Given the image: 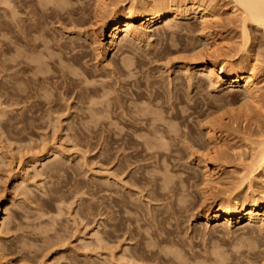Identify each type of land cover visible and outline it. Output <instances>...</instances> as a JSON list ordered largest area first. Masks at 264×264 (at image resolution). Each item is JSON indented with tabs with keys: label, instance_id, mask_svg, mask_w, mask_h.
I'll use <instances>...</instances> for the list:
<instances>
[{
	"label": "rangeland",
	"instance_id": "374dc122",
	"mask_svg": "<svg viewBox=\"0 0 264 264\" xmlns=\"http://www.w3.org/2000/svg\"><path fill=\"white\" fill-rule=\"evenodd\" d=\"M203 2H208L207 5L213 7L216 14L214 24L212 23V26L204 32V30H200L199 19L192 15L188 19L178 20L179 25L188 26V29L175 28L174 32H171L164 27V24H161L159 32H152L153 37L151 40L141 43L134 41L133 46H136L139 51L135 52L137 49L132 46L133 50L130 49V53L127 55L131 58L137 57V61L133 62V68L132 66L130 68V70L132 69L135 72L131 71V73L133 72L132 75L129 69H126L125 74L123 72L120 73L121 71L118 70L121 51L114 50L113 52L109 50L107 53H102L105 57L103 55L97 56L98 58L95 57V50L94 52L92 51L94 48L90 43L94 26L90 25L91 21L89 20L93 15V0H0V219H4H2L3 223L0 224V241L3 242L7 249V260L11 262L10 264H139V262L140 264H146V261L142 262L139 259L138 261L131 256L134 246H137L136 243L139 240L144 243V247H146L148 242L150 244L154 243L152 249L156 253H159L164 248V250H170L171 255L165 256L164 253H159L158 257L156 255L157 258L148 252V257L153 259L147 264H180V261L183 264H186V262L187 264H217L218 261H221V264H264V225L260 223H255L251 226L230 227L216 225L215 222L211 225H206L204 221L197 217L196 210H189L187 214L185 210H182L181 213H177L179 215L176 218L165 215L164 218L162 217L165 219L163 221L160 217L162 221H160L161 224L158 227L161 231L158 230V232L162 233V237L170 240V246L165 243L157 247L159 243H155V240H152L151 243L150 240L145 241L140 236V234H147V231L148 234L156 231L154 227L152 229L149 228L146 224L148 222L142 218L144 216L142 213L156 214L155 210L164 209V203L170 201V199H165L169 198L168 195L167 197H162L164 202L162 200H157L159 203L154 201L156 200L154 198L155 195L157 196L159 195L157 193H160L161 177L163 178V176L168 174L166 171L160 170L161 167H164V164L167 165L172 162L168 167L170 172L168 175L172 177L176 175L175 179L177 182L174 179V185L179 183L181 185L180 176L189 180L186 183L188 187L185 184V189L188 193L190 192L188 198L190 201L188 202L190 206L191 204L195 205L200 199V190L203 187V176L200 168L203 163H199L200 159L211 161L210 153L214 152L213 149H215L227 159L221 160L222 169L220 168L219 173L212 177L217 185L213 184V182L210 185L211 187L217 186L223 192L220 195L221 199H225L230 188L233 189L239 183L238 178L240 180V175L242 176L241 171L245 168V164L250 162L252 151L264 135V32L257 31L250 26L252 39L246 46L243 44L242 22L239 23L242 19L241 14L240 12H235V14L229 12L232 4L231 0H203ZM42 4L45 7L47 6V9ZM63 8L65 11L62 10ZM33 9L37 10V12L41 10L42 13L39 12V14L41 13L39 15L41 19L33 20V15L35 14ZM43 13L46 17L42 16ZM58 15L60 16L58 17ZM34 16L39 18L38 15ZM37 20L40 21L39 25L38 23L35 24ZM37 26L41 29L38 34L36 31ZM80 27H82V31ZM207 32L208 34L210 33L209 36ZM109 34L110 32L108 31L107 35ZM206 38H210V40L207 41ZM262 40L263 44L258 46ZM107 41L108 39H105L104 43ZM136 43L138 44L136 45ZM59 44L61 47H59ZM211 44L216 49L218 48V60L228 58L230 60L233 59L232 61L236 63L242 59L250 58L249 60L254 62L255 67H257L256 71L258 70L257 80L259 82V94L262 99L259 105L249 100L242 88L236 86H214L209 83L210 80L207 76L205 77V73H197L196 75L193 72L198 61L193 60L196 59L195 56L192 57L193 54L195 53L194 55H196L201 50L205 51L208 48L206 46ZM244 45L247 48L249 47V51L244 48ZM54 49H56V53ZM73 51L74 56L76 54L82 66H87L93 74L95 72L94 80H97V83L92 81L95 86H93L94 84L91 86V79H88L90 87L89 85L86 86L84 73H81L78 67L79 70H76V68L73 67V69L69 66L68 62L65 63L69 56L73 57ZM136 54H139V56ZM58 55L61 56L60 60L62 59V61L59 60ZM51 56H55L56 60L52 61ZM64 56L68 57L64 58ZM167 56L170 60L166 59ZM30 57L32 58L30 59ZM24 59L26 64L18 67V62ZM49 59L53 63L49 62ZM83 59L85 60L84 62ZM31 60H42L44 62L49 60L46 62L47 67L46 64H44V67L49 71H47L49 76L47 79L50 80L45 79L41 83L42 81L38 79V75L41 74L37 75V69H33L34 71L30 70L27 64H32L33 61ZM105 61H107V64ZM61 62L62 67L68 65L63 67L67 71L70 70L69 67L72 71H79L78 74L80 75L74 77H78L79 81L85 79L84 84L86 87L83 84L84 81H76L79 86H77L78 83L75 81L74 83L72 82L73 84L71 82L63 84L61 73L58 70L61 68V66L60 68L58 67ZM11 64L15 68L10 69ZM32 65L36 64L33 63ZM113 66L116 67L117 72L113 69ZM110 69H112V73ZM185 69H189V72ZM10 73L13 75H10ZM83 76L84 79H82ZM54 83L56 84L54 85ZM147 85L149 88H146ZM80 86L81 89L88 87L87 89L89 90H87V93L83 91L84 93L82 92L81 97L79 95ZM63 87L65 89L62 90ZM77 87L79 88L77 89ZM167 87L170 88L168 89ZM20 88L24 91L23 100L19 101L17 100L18 97L17 99L15 97L14 104L11 101L10 91L13 89L17 92ZM171 88L173 90H170ZM147 91L152 94L149 95ZM170 91H174L173 95ZM92 95L93 98H91ZM146 95L149 97L147 98ZM151 97L153 108L154 104L156 106L154 109L151 107ZM117 99L118 101H116ZM168 102L172 104L170 105ZM10 103L12 104L10 105ZM119 103H121L123 108L119 106ZM141 103L144 105H141ZM149 103L151 104L150 106ZM106 104L108 107H113L109 109L116 111V114L115 112H112L111 115L110 113L105 114ZM146 104L147 107H151V110L153 109L152 120L156 116L157 118L159 117L157 122L154 120L156 124L152 123L151 116L149 117V114L151 115L152 113H148V116L147 114L144 115L145 118H149L150 124L148 119L141 118V114V117L137 116L139 113H136V110L141 109L142 107L140 106L145 107ZM90 105H93V111ZM134 107H137V109ZM156 108L158 109L157 111ZM124 110H126V113L123 112ZM129 111L131 115L132 113L137 115H132L134 118L130 117ZM159 111L162 113L161 115ZM121 112L125 113L126 116L121 115ZM154 114L156 115L154 116ZM93 115L94 117H92ZM215 116L223 118V128L216 130L215 136H213L215 138L210 140L207 137L206 127L213 123ZM167 117L169 118L167 119ZM131 118L134 120L132 121ZM139 119L147 122L142 121V123L140 121V124ZM135 121L138 123L134 124ZM158 128L161 132L164 130L163 136V132L159 133L156 131L158 132V135H156L155 131H152L158 130ZM151 134L157 137L160 134L164 139H169L167 143L171 141L167 146L168 151L162 150L168 158H164L165 161L169 163H164L163 158L157 157L161 160L159 161L155 158L156 156L154 157L155 154L152 155L153 150L150 152L145 149L144 141L151 138V141L153 140ZM165 135L169 137L165 138ZM156 136L154 137L155 139ZM213 142L216 147L212 146ZM144 150L147 151L144 152ZM123 154L128 156L125 158ZM117 174L118 176H116ZM153 180L155 182L159 181L156 183L158 184L157 187L155 184L152 186V183H155ZM261 180L263 181V179ZM262 181L260 179L253 180L252 184H255L253 185L255 190H259L263 186ZM179 185H176V187ZM189 185L192 187L190 188ZM220 185L221 187H219ZM154 189L159 190L155 191ZM154 191L155 194L153 193ZM226 191L228 192L226 193ZM171 192L173 194L176 191ZM171 192L163 191L165 195H170ZM152 197L154 198L153 201ZM174 197L176 198L175 195ZM107 203L110 206L109 214L106 212ZM141 206L142 208L138 209ZM160 206L161 208H157ZM140 210L142 211L140 212ZM149 211L151 213H148ZM142 219L145 221L143 222ZM9 222L11 223L10 225ZM129 229L133 232L130 233ZM95 238L101 240V242H98ZM214 247L217 249L215 250ZM109 250L113 253L109 252ZM176 250H178L177 254ZM218 250L220 254L222 253L220 257L217 253ZM147 251L148 248H146ZM174 252L175 255L173 256L172 253ZM213 253L217 254V256L215 257ZM121 254L126 257L124 256V258ZM176 255L177 258H175ZM178 255L182 258L180 257L179 259ZM224 256L227 259H223ZM159 257H165L166 262L160 263V260H157ZM178 260L180 261L178 262Z\"/></svg>",
	"mask_w": 264,
	"mask_h": 264
},
{
	"label": "bare ground",
	"instance_id": "6f19581e",
	"mask_svg": "<svg viewBox=\"0 0 264 264\" xmlns=\"http://www.w3.org/2000/svg\"><path fill=\"white\" fill-rule=\"evenodd\" d=\"M12 1V0H11ZM39 1V0H38ZM83 1V0H82ZM91 1V0H90ZM207 1V0H206ZM41 2V1H40ZM39 2V4L41 5V3ZM64 2V1H63ZM68 3L70 4V2L68 1ZM67 3V4H68ZM74 3H76V2H74ZM208 3V2H207ZM207 3H204L203 2V0H93V5H94V7H93V11H92V13H93V15H92V17H90V25L92 24V26H94V30H93V36L92 37H90L91 38V41H90V43H91V45L93 46V52H94V50H95V57H97V56H99L100 57V55H103L102 53H107L109 50H112L113 52H114V50H117L118 52L119 51H121V58L119 59V66H118V70H120L121 72L120 73H124L125 74V72H126V69H129V71H130V73H131V71H133L132 69L130 70V68H131V66H132V68H133V62L136 60V58H131V57H129V56H127L129 53H130V49L131 50H133V48H132V46H133V43H134V41H137V42H139V43H141V42H143V41H149V40H151L152 39V37H153V34H152V32L153 31H158L159 30V26L161 25V24H164V27L167 29V30H169V31H171V32H174L173 30H175V28H179V29H188L189 27L188 26H182V25H179L178 24V20H181V19H188L191 15L193 16V17H197L198 19H199V21H200V30H204V32H205V30H208L209 28H210V26H212V23L215 21V12H214V9H213V7H210V6H208L207 5ZM232 3V4H231ZM231 6H230V8H229V12H232V14H235V12L237 13V12H240V14H241V21L239 22V23H241L242 24V29H241V31H242V37L244 38L243 39V41H244V43L243 44H245L246 46L249 44V42H251V39H252V32L250 31L251 29V27L252 28H255L257 31H262V32H264V0H231ZM77 4V3H76ZM229 4V5H230ZM59 5V4H58ZM42 6H44L43 4H42ZM42 6H41V9H42ZM72 6V5H71ZM45 7V6H44ZM44 7H43V9H44ZM47 7V6H46ZM45 7V8H46ZM65 7H67V6H65ZM58 8H59V6H58ZM11 9V8H10ZM13 9V8H12ZM47 9V8H46ZM61 9V8H60ZM35 9H33V11H34ZM63 11H65V9L63 8L62 9ZM32 11V10H31ZM31 11H30V13H31ZM13 12H14V10H13ZM12 12V13H13ZM16 12V11H15ZM39 12H41V10H38V12H37V10H35L34 11V15H40L39 14ZM57 12V11H56ZM15 14V13H14ZM14 14H12V15H14ZM32 14H33V12H32ZM55 14V13H54ZM68 14V13H67ZM33 15V20L34 19H41V17L39 16V18H36V16H34ZM44 15V13L42 14V16ZM239 15V14H238ZM45 16V15H44ZM60 15H58V17H59ZM46 17V16H45ZM63 17V16H62ZM73 17V16H72ZM14 18V17H13ZM16 18V17H15ZM45 19V18H44ZM49 19V18H48ZM60 19V18H59ZM217 20V19H216ZM16 21V20H15ZM74 21V20H73ZM14 22V21H13ZM45 23H46V21H44ZM60 22V21H59ZM62 22V21H61ZM36 23H38V25L40 24V21H38L37 20V22H35V24ZM73 23V22H72ZM83 23H84V21H83ZM31 24H32V22H31ZM47 24V23H46ZM64 24V23H63ZM75 24V23H74ZM214 24V23H213ZM218 24V23H217ZM61 25V24H60ZM77 25V24H76ZM84 25H85V23H84ZM192 25V24H191ZM34 26V25H33ZM36 26V25H35ZM42 26V25H41ZM63 26V25H62ZM72 26V25H71ZM251 26V27H250ZM38 27V26H37ZM47 27H49L48 25H47ZM77 27V26H76ZM75 27V28H76ZM82 27H80V29H81ZM88 28V27H87ZM89 28H90V26H89ZM21 29V28H20ZM46 29V28H45ZM79 29V30H80ZM86 29V28H85ZM19 30V29H18ZM21 31V30H20ZM29 31V30H28ZM35 31V30H34ZM33 31V32H34ZM36 31H37V34L38 33H40V31H41V29L38 27L37 29H36ZM42 31H43V29H42ZM81 31H82V29H81ZM110 32V34L109 35H107V32ZM186 31V30H185ZM79 32V31H78ZM90 32V31H89ZM88 32V33H89ZM159 32V31H158ZM162 32V31H161ZM200 32V31H199ZM36 33V32H35ZM41 33H43V32H41ZM87 33V32H86ZM91 33V32H90ZM79 34V33H78ZM10 35V34H9ZM34 35V34H33ZM41 35V34H40ZM40 35H38V36H40ZM45 35V34H44ZM87 35V34H86ZM174 35V34H173ZM207 35L209 36L210 35V33L208 34V32H207ZM35 36V35H34ZM207 36V37H208ZM37 37V36H36ZM43 37H45V36H43ZM11 38H13V37H11ZM35 38V37H34ZM55 38V37H54ZM44 39V38H43ZM48 39L50 40V38L48 37ZM105 39L107 40L108 39V41L106 42V43H104V41H105ZM207 39V41L208 40H210V38H206ZM11 40V39H10ZM55 40H56V38H55ZM212 40V39H211ZM42 41V40H41ZM253 41V40H252ZM53 42V41H52ZM89 42V41H88ZM210 42V41H209ZM75 43V42H74ZM207 43V42H206ZM12 44V43H11ZM49 44V43H48ZM138 43H136V45H137ZM154 44V43H153ZM178 44V43H177ZM210 44V43H209ZM261 44H263V40L261 41V43L260 44H258V46H260ZM46 45V44H45ZM55 45V44H54ZM135 45V44H134ZM147 45V44H146ZM208 45V44H207ZM244 45V46H245ZM70 46H72V45H70ZM244 47V48H247V47ZM26 47V46H25ZM24 47V48H25ZM28 47V46H27ZM57 47V46H56ZM59 47H61L60 46V44H59ZM91 47V46H90ZM134 47V46H133ZM206 47H208L207 49H205V51L203 50H201V51H199L196 55H194L193 54V56L192 57H194L195 56V58L196 59H193V60H198L197 61V65H196V69L193 71L196 75H197V73H205V77L207 76V78H209V80H210V82L209 83H211V84H213L214 86H218V87H225V86H236V87H240V88H242L243 89V91H244V93H245V95L248 97V99L249 100H251L252 102H255L256 104L258 103V105H259V102L260 101H262V99H261V97H260V94H259V92H260V90H259V87H258V84H259V82H258V78H257V71H256V68L257 67H255V64H254V62H252V60H249L250 58H246V59H242V60H240V61H238V62H236L235 63V61H232V60H230V59H224V60H218L217 59V56H219L218 54H217V49L215 48V46L214 45H209V46H206ZM76 48V47H75ZM74 48V49H75ZM78 48H79V46H78ZM134 48H136V46L134 47ZM203 48H204V46H203ZM249 48V47H248ZM247 48V49H248ZM21 49V48H20ZM38 49V48H37ZM48 49H49V47H48ZM63 49V48H62ZM80 49V48H79ZM92 49V48H91ZM137 49V48H136ZM257 49H258V47H257ZM53 50V49H52ZM55 50L56 49H54V52H55ZM75 50H77V49H75ZM84 50H85V48H84ZM200 50V49H199ZM244 50V49H243ZM22 51V50H21ZM139 50L137 49V51L135 50V52H138ZM159 51V50H158ZM248 51H249V49H248ZM19 52V51H18ZM27 52V51H26ZM86 52V51H85ZM132 52V51H131ZM134 52V51H133ZM143 52V51H142ZM161 53H162V51H160ZM159 52V54H161ZM195 52V51H194ZM245 52H247V51H245ZM24 53H25V51H24ZM49 53V52H48ZM56 53V52H55ZM58 53V52H57ZM146 53V52H145ZM16 55H17V53H15ZM19 54H21V53H19ZM27 54H29V53H27ZM31 54H32V52H31ZM43 54V53H42ZM167 54V53H166ZM261 54V53H260ZM12 55H14V54H12ZM22 55H23V53H22ZM80 55H81V53H80ZM88 55V54H87ZM107 55V54H106ZM123 55V56H122ZM132 55V54H131ZM136 55H138L139 56V54H136ZM145 54L143 53V56H144ZM170 55V54H169ZM168 55V56H169ZM24 56V55H23ZM36 56V55H35ZM45 56V55H44ZM59 56V55H58ZM104 57H105V55H103ZM133 56V55H132ZM143 56H141V57H143ZM151 56H153V55H151ZM166 57V59L168 58L169 59V57ZM187 56V55H186ZM221 56V55H220ZM225 56H227L226 54H225ZM230 56V55H229ZM244 56V55H243ZM259 56V55H258ZM13 57V56H12ZM22 57V56H21ZM52 57V56H51ZM55 56H53L52 57V61H54V59L56 58H54ZM66 57H68V56H64V58H66ZM70 57V56H69ZM67 58V60H66V62L65 63H67L68 62V65L69 66H71L72 68L74 67V68H76V70H79V71H81V73H84V75H85V79H84V76H83V78L82 79H84L85 81H86V83H87V85L86 86H88L89 84H90V81L88 82V79H91V82L92 81H94V82H96L94 79H95V77H94V75L96 76V74H95V72H94V74H93V72L91 71V70H89V68H87V66L86 67H84V66H82L81 65V61L79 62L78 61V59H77V57H76V54H75V56H74V51H73V57L71 58ZM88 57H89V55H88ZM87 57V58H88ZM145 57V56H144ZM192 57H190V58H192ZM232 57V56H231ZM256 57V56H255ZM27 58V57H26ZM25 58V59H26ZM32 57H30V59H31ZM49 58V57H48ZM60 58H61V56H59V60H60ZM62 58H63V55H62ZM86 58V59H87ZM92 58V57H91ZM98 58V57H97ZM118 58V57H117ZM230 58V57H229ZM233 58V57H232ZM12 59V58H11ZM14 59V58H13ZM24 59V60H25ZM41 59V58H40ZM43 59V58H42ZM94 59V58H93ZM105 59V58H104ZM134 59V60H133ZM144 59H147V58H144ZM148 59H149V56H148ZM178 59V58H177ZM187 59V58H186ZM186 59H184V60H186ZM241 59V58H240ZM24 60H21V61H19L18 62V64H19V66L18 67H20L21 65H25L26 64V60L24 61ZM50 60V61H49ZM49 60H47V61H49V62H51V59H49ZM56 60V59H55ZM58 60V61H59ZM64 60V59H63ZM112 60V59H111ZM155 60V59H154ZM170 60V59H169ZM189 60V59H188ZM192 60V61H193ZM238 60V59H237ZM236 60V61H237ZM31 61H33V60H31ZM46 60H45V62L44 61H42V60H35V61H33V63L34 64H36V65H32V64H29V63H27L28 65H29V68H30V70H33V69H37V72H36V74L38 75V74H41V75H38V79H40L41 81L42 80H45V79H47V78H49V76H48V74H47V71H48V69L47 68H45L44 67V64H46V62H47ZM60 61H62V59L60 60ZM65 61V60H64ZM85 60L83 59V62H84ZM115 61V60H114ZM137 61V60H136ZM159 60H158V58H157V62H158ZM191 61V60H190ZM255 61V60H254ZM106 62V64H107V61H105ZM116 62V61H115ZM142 62V61H141ZM172 62V61H171ZM257 62V61H256ZM14 63V62H13ZM51 63H53V62H51ZM58 63V62H57ZM104 63V62H103ZM61 64H62V62L60 63V65L58 66L59 68H60V66H61ZM63 64H64V62H63ZM88 64H90V63H88ZM99 64V63H98ZM112 64V63H111ZM142 64V63H141ZM169 64H171L170 62H169ZM27 65V66H28ZM50 65H52V64H50ZM68 65H66V66H68ZM87 65V64H86ZM109 65H110V63H109ZM109 65H107V66H109ZM113 65V64H112ZM115 65V64H114ZM26 66V67H27ZM53 66V65H52ZM51 66V67H52ZM65 66V65H64ZM63 66V67H64ZM65 66V67H66ZM95 66V65H94ZM135 66V65H134ZM142 66V65H141ZM140 66V67H141ZM185 66V65H184ZM15 68V66L13 65V64H11L10 65V69L11 68ZM17 67V66H16ZM46 67H47V64H46ZM54 68H56L55 66H53ZM57 67V68H58ZM62 66H61V68L60 69H58L60 72L59 73H61V78H62V80H63V82H61V83H63V84H65V83H69V82H71V84H73L74 83V81L76 82V81H79L77 78H75L74 76H77V75H80V74H78V72L75 70H73L72 71V69L69 67V71H67L66 70V68H63ZM79 69H78V68ZM114 67V68H113ZM112 68L113 69H115L116 70V72H117V69H116V67L115 66H113ZM139 67V66H138ZM144 67V66H143ZM73 68V69H74ZM110 68H111V66H110ZM24 69H26V68H24ZM24 69H22V71H24ZM50 69H52V68H50ZM65 69V70H64ZM67 69H68V67H67ZM98 69V68H97ZM106 69V68H105ZM13 70V69H12ZM29 70V71H30ZM53 70V69H52ZM56 70V69H55ZM54 70V71H55ZM93 70V69H92ZM111 70V73H112V69H110ZM114 70V71H115ZM186 70V69H185ZM189 70V69H188ZM188 70H186V71H188ZM14 71V70H13ZM17 71V70H16ZM27 71H28V68H27ZM34 71V70H33ZM95 71V70H94ZM192 71V70H191ZM21 72V71H20ZM49 72V71H48ZM119 72V71H118ZM134 72V71H133ZM133 72L131 73L132 75H133ZM185 72V71H184ZM189 72V71H188ZM23 73V72H22ZM25 73V72H24ZM135 73V72H134ZM192 73V72H191ZM30 74V73H29ZM35 74V73H34ZM185 74V73H184ZM193 74V73H192ZM10 75H13V74H11L10 73ZM114 75V74H113ZM121 75H123V74H121ZM135 75V74H134ZM52 76V75H51ZM115 76V75H114ZM126 76V75H125ZM9 77V76H8ZM13 78H14V76H13ZM57 78H59V77H57ZM80 78V79H81ZM191 78V77H190ZM29 79V78H28ZM54 79V78H53ZM56 79V78H55ZM97 79V78H96ZM171 79V78H170ZM26 80V79H25ZM47 80H50V79H47ZM61 80V81H62ZM84 80H82V81H84ZM169 80V79H168ZM173 80V79H172ZM191 80H193V79H191ZM190 80V81H191ZM36 81V80H35ZM38 81V80H37ZM81 81V80H80ZM79 81V82H80ZM81 81V82H82ZM85 81L83 82V84L85 83ZM118 81V80H117ZM47 82V81H46ZM73 82V83H72ZM120 82V81H119ZM147 82V81H146ZM39 83V82H38ZM41 83H43V81L41 82ZM76 83H78V82H76ZM97 83V82H96ZM118 83V82H117ZM199 83V82H198ZM11 84V83H10ZM21 84V83H20ZM56 83H54V85H55ZM94 83L92 82V84H91V86L93 85ZM170 84H172L171 82H170ZM200 84V83H199ZM210 84V85H211ZM24 85V84H23ZM26 85V84H25ZM42 85V84H41ZM40 85V86H41ZM50 85V84H49ZM48 85V86H49ZM62 85V84H61ZM60 85V87H62ZM82 85V84H81ZM99 85V84H98ZM102 85V84H101ZM109 85V84H108ZM119 85V84H118ZM191 85V84H190ZM190 85H188V86H190ZM195 85V84H194ZM202 85V84H201ZM69 86V85H68ZM71 86V85H70ZM77 86H79V83H78V85ZM84 86H85V84H84ZM85 86V87H86ZM93 86H95V84L93 85ZM140 86V85H139ZM21 87V86H20ZM42 87H43V85H42ZM47 87V86H46ZM64 87H65V85H64ZM62 88V90L63 89H65V88ZM89 87H90V85H89ZM105 87H106V85H105ZM122 87H123V85H122ZM130 87V86H129ZM128 87V88H129ZM143 87V86H142ZM151 87V86H150ZM171 87V86H170ZM170 87H167L168 89L170 88ZM173 87V86H172ZM213 87V86H212ZM12 88V87H11ZM27 88V87H26ZM45 88V87H44ZM53 88V87H52ZM76 88V87H75ZM79 87H77V89H78ZM88 88V87H87ZM87 88H82L81 89V86H80V91H79V95H80V97H81V94H82V92L84 91H86V93H87ZM93 88H95V87H93ZM103 88H104V86H103ZM146 88H149L148 87V85H147V87ZM174 88V87H173ZM176 88V87H175ZM9 89V88H8ZM92 89V88H91ZM108 89V88H107ZM106 89V90H107ZM159 89V88H158ZM166 89V88H165ZM59 90V89H58ZM92 90H94V89H92ZM123 90V89H122ZM139 90V89H138ZM163 90V89H162ZM170 90H173L172 88L170 89ZM26 91H27V89H26ZM44 91V90H43ZM89 91V90H88ZM96 91V90H95ZM131 91V90H130ZM149 91V90H148ZM147 91V92H148ZM164 91H166V90H164ZM175 91V90H174ZM174 91L173 92H171L172 93V95H173V93H174ZM23 89H19V90H17V92L15 91V90H11L10 91V96H11V101L13 102V101H15L16 99H17V97H18V99L17 100H23V97H24V95H23ZM36 92V91H35ZM41 92V91H40ZM78 92V91H77ZM76 92V94H78ZM83 92V93H84ZM92 92H94V91H92ZM151 92V91H150ZM27 93V92H26ZM39 93V92H38ZM45 93V92H44ZM169 92H168V90H167V94H168ZM36 94V93H35ZM41 94H43V93H41ZM99 94V93H98ZM108 94V93H107ZM134 94V93H133ZM136 94V93H135ZM140 94V93H139ZM148 94H149V92H148ZM152 94V93H151ZM151 94H149V95H151ZM31 95V94H30ZM45 95V94H44ZM52 95V94H51ZM74 95V94H73ZM103 95H104V93H103ZM106 95V94H105ZM132 95V94H131ZM143 95V94H142ZM61 96H64V95H61ZM78 96V95H77ZM136 96H138V95H136ZM144 96V95H143ZM153 96V95H152ZM15 97H16V99H15ZM47 97V96H46ZM76 97V96H75ZM91 97V96H90ZM95 97V96H94ZM129 97V96H128ZM134 97H135V95H134ZM146 97H147V95H146ZM149 97V96H148ZM147 97V98H148ZM89 98V97H88ZM91 98H93V95H92V97ZM100 98H102V97H100ZM130 98V97H129ZM164 98V97H163ZM169 98H170V96H169ZM47 99V98H46ZM137 99V98H136ZM145 99V98H144ZM150 99V98H149ZM160 99V98H159ZM158 99V100H159ZM28 100V99H27ZM69 100V99H68ZM91 100V99H90ZM108 100V99H107ZM132 100V99H131ZM140 100V99H139ZM138 100V101H139ZM142 100V99H141ZM148 100V99H147ZM155 100V99H154ZM171 100H172V98H171ZM170 100V101H171ZM95 101H96V99H95ZM104 101V100H103ZM114 101V100H113ZM116 101H118V99L116 100ZM120 101V100H119ZM133 101V100H132ZM131 101V102H132ZM144 101V100H143ZM152 101V97H151V100H150V103L152 104V108H153V102H151ZM248 101V100H247ZM16 102H18V101H16ZM91 102V101H90ZM98 102V101H97ZM102 102V101H101ZM145 102H146V100H145ZM144 102V103H145ZM149 102V101H148ZM14 103V102H13ZM20 103V102H19ZM108 103V102H107ZM118 103V102H117ZM122 103V102H121ZM121 103H119L120 105L119 106H122L121 105ZM147 103V102H146ZM149 103V106L151 105ZM159 103V102H158ZM157 103V104H158ZM169 103V102H168ZM12 103H10V105H11ZM15 104V103H14ZM22 104V103H21ZM34 104V103H33ZM44 104V103H43ZM115 104V103H114ZM127 104V103H126ZM134 104V103H133ZM170 104V103H169ZM172 104V103H171ZM170 104V105H171ZM254 104V103H253ZM24 105V104H23ZM67 105H68V103H67ZM109 105V104H108ZM112 105V104H111ZM124 105V104H123ZM141 105H144V104H142L141 103ZM177 105V104H176ZM179 105H181V104H179ZM70 106V105H69ZM91 106V105H90ZM107 106V104L105 105V107ZM116 106H117V104H116ZM134 106V105H133ZM161 106V105H160ZM173 106V105H172ZM175 106V105H174ZM14 107V106H13ZM26 107V106H25ZM92 107H93V105L91 106V109H92ZM125 108H126V106H124ZM130 107V106H129ZM139 107V106H138ZM140 107H142L141 109H138V110H136V113H139V115H137V114H133L132 113V115L134 116H140V114L142 115V119H143V117H144V115H146L147 114V116H148V113H152L151 115L149 114V117L151 118V121H152V123L154 122V120L157 122L158 121V118H157V116L154 118V120H152L153 118H152V115H153V109L156 107L155 106V104H154V108L151 110L149 107H147V104H146V106L145 107H143V106H140ZM180 107V106H179ZM255 107H256V105H255ZM11 108H12V106H11ZM112 109L110 106L108 107H106L105 108V114L106 113H110V115H111V113L112 112H115V114H116V111H111L110 109ZM114 108H116L115 106H114ZM118 108V107H117ZM120 109H121V107H119ZM122 108H123V106H122ZM124 108V109H125ZM131 108V107H130ZM134 108H136L137 109V107H134ZM17 109V108H16ZM91 109H90V111H91ZM170 109V108H169ZM20 110V109H19ZM32 110V109H31ZM114 110V109H113ZM116 110H118V109H116ZM127 110V109H126ZM126 110H124L123 112H125L126 113ZM133 110H135V109H133ZM158 109L156 108V111H157ZM160 110V109H159ZM171 110V109H170ZM169 110V111H170ZM40 111V110H39ZM49 111V110H48ZM51 111V110H50ZM70 111V110H69ZM72 111V110H71ZM75 111V110H74ZM77 111V110H76ZM92 111H93V109H92ZM122 111V110H121ZM128 111V110H127ZM155 111V112H156ZM94 112H95V114H96V111L94 110ZM130 112V111H129ZM133 112V111H132ZM161 112H162V110H161ZM29 113H31V112H29ZM40 113V112H39ZM38 113V114H39ZM43 113H45V112H43ZM49 113V112H48ZM51 113V112H50ZM53 113V112H52ZM55 113V112H54ZM90 113V112H89ZM91 113H93V112H91ZM122 113V112H121ZM121 114V115H124V116H126V114ZM156 113H158V112H156ZM159 113H160V111H159ZM185 113V112H184ZM61 114V113H60ZM69 114H71V113H69ZM68 114V115H69ZM83 114V113H82ZM107 114V115H108ZM118 114V113H117ZM129 114V113H128ZM162 113H160V115H161ZM172 114V113H171ZM170 114V115H171ZM52 115V114H51ZM86 115V114H85ZM130 115H131V112H130ZM130 116V117H133V116ZM156 114H154V116H155ZM158 116H159V114H157ZM221 115V114H220ZM87 116V115H86ZM99 116H100V114H99ZM102 116H103V113H102ZM129 116V115H128ZM221 116H223V115H221ZM92 117H94V115L92 116ZM96 117V116H95ZM107 117V116H106ZM109 117V116H108ZM161 117V116H160ZM173 117V116H172ZM210 117V116H209ZM216 117V116H215ZM214 117V120H213V123H211V124H209L207 127H206V131H207V137L211 140L212 138H215V137H213V136H215V131L216 130H219V128H223L222 127V119H221V117L219 116V117H216L215 118ZM134 118V117H133ZM136 118V117H135ZM169 117H167V119H168ZM208 118V117H207ZM211 118V117H210ZM213 118V117H212ZM113 119V118H112ZM123 119H125V118H123ZM142 119H139V123H140V121L142 122H147L146 120H142ZM144 119H148V121H149V118H145L144 117ZM163 119H164V117H163ZM95 120V119H94ZM105 120H106V118H105ZM118 120V119H117ZM131 120H132V118H131ZM134 120V119H133ZM132 120V121H133ZM171 120H173V119H171ZM232 120V119H231ZM246 120V119H245ZM247 121V120H246ZM121 122V121H120ZM126 122V121H125ZM142 122V123H143ZM156 122H154L155 124H156ZM176 122V121H175ZM207 122V121H206ZM229 122V121H228ZM117 123V122H116ZM130 123V122H129ZM133 123V122H132ZM135 123H138V122H134V124ZM167 123V122H166ZM236 123V122H235ZM243 123V122H242ZM111 124V123H110ZM113 124V123H112ZM141 124V123H140ZM149 124H150V121H149ZM200 124H201V121H200ZM204 124H205V122H204ZM237 124V123H236ZM138 125V124H137ZM154 125V124H153ZM153 125H151L152 127H154ZM202 125V124H201ZM235 125V124H234ZM109 126V125H108ZM112 126V125H111ZM117 126H119V125H117ZM133 126V125H132ZM143 126V125H142ZM224 126V125H223ZM137 128V127H136ZM155 128V127H154ZM218 128V129H217ZM261 128V127H260ZM187 129V128H186ZM118 130V129H117ZM116 130V131H117ZM225 130V129H224ZM152 131H155L154 133H156V135H158V132L159 133H162L164 130H162V132L161 131H159V128H158V130H152ZM156 131H158V132H156ZM170 131V130H169ZM222 131V130H221ZM118 132H120V131H118ZM137 133V132H136ZM150 133H151V131H150ZM168 133V132H167ZM170 133V132H169ZM178 133V132H177ZM189 133V132H188ZM165 134H166V131H165ZM140 135V134H139ZM152 135V137H153V140L155 139L154 137L156 136V135H154V134H151ZM154 135V136H153ZM164 135V132H163V134H162V136ZM176 135V134H175ZM160 136V137H159ZM159 138L156 136V139L153 141H151V139L150 140H148V139H146L145 141H144V145H146V148L145 149H147V150H149L150 152L153 150V153H152V155H154V157L155 158H157V157H161V158H167V156L164 154L165 152H163V151H168V143L169 142H171V141H168V143H167V140H169V139H164V137H161V135L159 134ZM166 137L165 138H167V136L168 135H165ZM249 136V135H248ZM258 136H259V134H258ZM261 136V135H260ZM122 137V136H121ZM136 137V136H135ZM169 137V136H168ZM172 138V137H171ZM181 138V137H180ZM259 138V137H258ZM126 139V138H125ZM213 140V139H212ZM258 140V139H257ZM182 141V140H181ZM112 142V141H111ZM139 142V141H138ZM189 142V141H188ZM167 143V144H166ZM210 143H212V142H210ZM216 143V142H215ZM133 144V143H132ZM182 144V143H181ZM189 144V143H188ZM192 145V144H191ZM190 145V146H191ZM104 146V145H103ZM141 146V145H140ZM183 146V145H182ZM194 146V145H193ZM212 146H215L216 147V144H214V142H213V144H212ZM186 147V146H185ZM215 147H212V148H215ZM154 148H156L155 150H154ZM197 148V147H196ZM125 149V148H124ZM136 149V148H135ZM190 149V148H189ZM194 149V148H193ZM252 149V148H251ZM147 150H144V152L145 151H147ZM162 151L163 152V154H161L162 152H160V151ZM170 150V149H169ZM196 150V149H195ZM253 150V149H252ZM105 151V150H104ZM207 151H209V150H207ZM206 151V152H207ZM213 151L214 152H212V153H210L211 154V161L209 160V161H207V160H202V159H200V162L199 163H203V165L200 167L201 168V171H202V176H203V180H202V185H203V187L202 186H200V187H202L201 188V190H200V199L198 200V202L195 204V205H192L191 204V206L189 205V202L188 201H190L188 198H189V193L187 192V190L185 189L186 188V186H187V182L189 181L188 179H186V178H183L182 176H178L180 179L179 180H181V185H179V184H176V185H179L178 187H176V185H174V179H175V176L174 177H172V176H170V175H168L170 172H169V165H170V163H172V162H168V161H165V159H164V163H169V164H164V167H161V169L160 170H163V172L164 171H166L168 174L166 175V173H164V175H166V176H163V178L161 177V182H160V185H159V192L160 193H162V194H160V193H157V194H159V195H155V199L156 200H154V198L152 199V201L154 200V201H157V200H162V197L163 196H165V197H167V195H168V197L169 198H165V199H170V201H167V203H164V209H158L157 211L155 210L154 212H156V214H152L150 211L148 212V213H151V214H145V213H142L144 216L142 217L143 219H145L146 220V222H148V223H146L148 226H149V228H155V230L156 231H154V233H153V231H152V234H148V231H147V234H144V235H141L140 234V236H141V238H143V239H145V241L146 240H150L151 241V243H152V240H155L156 242L155 243H159L158 244V246L157 245H155V246H157V247H159V245L160 244H165V243H168L169 244V246H170V240H168L167 238H165V237H162V233H159L158 232V230H159V224H161L160 223V221H162L161 220V218L163 217H165V215L167 216V215H169V217L170 216H172L173 218L175 217L176 218V216L178 217V215L179 214H177V213H181V211L182 210H185V212H186V214H187V211L189 212V210H196L197 211V217H199V219L201 220V221H204L205 222V224L206 225H211L213 222H215L216 223V225H224V226H243V225H247V226H251V225H253V224H257V223H260V224H262V225H264V135H263V137L257 142V146H256V148L252 151V153H251V157H250V162H248V164H245V168L241 171L242 172V176L240 175V180H239V178H238V181H239V183L233 188V189H231L230 188V191L228 192V191H226V193L228 194V195H226V198L225 199H221V193H223V192H221L220 191V189H218L217 188V186H212L211 187V185H210V183L211 182H213V184H215L214 183V179H212V177L215 175V174H218L219 173V169L221 168L222 169V162H221V160H226L225 159V157L224 156H222L223 154H221L220 152H217L215 149H213ZM221 151V150H220ZM60 152V151H59ZM197 152V151H196ZM199 152V151H198ZM205 152V153H206ZM121 153V152H120ZM178 153V152H177ZM223 153V152H222ZM122 154V153H121ZM143 154V153H142ZM149 154V153H148ZM183 154V153H182ZM244 154V153H243ZM55 155V154H54ZM58 155V154H57ZM120 155V154H119ZM123 155H125V158L128 156H126V154H123ZM159 155V156H158ZM168 155V154H167ZM205 155V154H204ZM203 155V156H204ZM207 155V154H206ZM209 155V154H208ZM225 155V154H224ZM56 156V155H55ZM111 156V155H110ZM138 156V155H137ZM171 156V155H170ZM202 156V155H201ZM206 157V156H205ZM56 158V157H55ZM116 158V157H115ZM159 158H157L158 160H159ZM201 158V157H200ZM146 159V158H145ZM168 159V158H167ZM205 159V158H204ZM241 159H242V157H241ZM117 160V159H116ZM120 160V159H119ZM155 160V159H154ZM181 160V159H180ZM111 161V160H110ZM122 161V160H121ZM120 161V162H121ZM148 161V160H147ZM159 161H161V160H159ZM183 161V160H182ZM242 161V160H241ZM248 161V160H247ZM137 163H139V162H137ZM159 163V162H158ZM225 163V162H224ZM244 163V162H243ZM43 164V163H42ZM144 164V163H143ZM180 164V163H179ZM183 164V163H182ZM212 164V165H211ZM238 164H240V163H238ZM134 165V164H133ZM138 165V164H137ZM172 165V164H171ZM242 165H244V164H242ZM157 166V165H156ZM163 166V165H162ZM173 166V165H172ZM137 167V166H136ZM151 167V166H150ZM175 167V166H174ZM231 168V167H230ZM119 169V168H118ZM121 169H123V168H121ZM134 169V168H133ZM143 169V168H142ZM126 170V169H125ZM177 170V169H176ZM229 171V170H228ZM240 171V170H239ZM110 172H112V171H110ZM109 172V174H111ZM122 172V171H121ZM150 172V171H149ZM177 172H178V170H177ZM36 173H37V171H36ZM112 173H114V172H112ZM132 173V172H131ZM173 173H175V172H173ZM106 174V173H105ZM135 174V173H134ZM148 174V173H147ZM162 174V173H161ZM180 174V173H179ZM112 175V174H111ZM120 175V174H119ZM183 175V174H182ZM116 176H118V174L116 175ZM152 177V176H151ZM181 177H182V179H181ZM119 178H120V176H119ZM107 179V178H106ZM105 179V180H106ZM117 179V178H116ZM219 179V178H218ZM254 179H257V180H259L260 179V181H262L261 179H263V186H261V188L259 189V190H255V188H254V186L253 185H255V184H252V182H253V180ZM25 180V179H24ZM118 180V179H117ZM121 180V179H120ZM108 181V180H107ZM110 181H112V180H110ZM175 181H176V179H175ZM136 182V181H135ZM153 182H155V180H153ZM157 182H159V181H157ZM157 182H155V183H152V186H153V184H155L156 185V187L158 186V184H156ZM177 182V181H176ZM179 182V181H178ZM193 182V181H192ZM216 182V181H215ZM22 183V182H21ZM123 183V182H122ZM124 183H126V182H124ZM184 183V184H183ZM225 183V182H224ZM118 184V183H117ZM134 184V183H133ZM185 184H186V186H185ZM190 184H191V180H190ZM195 184V183H194ZM212 184V183H211ZM26 185V184H25ZM115 185V184H114ZM142 185H144V184H142ZM146 185V184H145ZM144 185V186H145ZM196 185V184H195ZM215 185H217V183L215 184ZM222 185V184H221ZM221 185L219 186V187H221ZM228 185H230V184H228ZM258 185V184H257ZM20 186V185H19ZM148 186V185H147ZM197 186V185H196ZM24 187V186H23ZM155 187V188H156ZM188 187V186H187ZM189 187H190V185H189ZM192 187V186H191ZM190 187V188H191ZM227 187V186H226ZM139 188V187H138ZM152 188V187H151ZM150 188V189H151ZM189 188V189H190ZM228 188V187H227ZM257 188V187H256ZM107 189H109V188H107ZM112 189V188H111ZM121 189V188H120ZM177 189V190H176ZM155 190V189H154ZM158 190H155V191H158ZM176 191V192H173V194H172V192L171 191ZM219 190V191H218ZM229 190V189H228ZM107 191V190H106ZM151 191H152V189H151ZM150 191V192H151ZM155 191L153 192L154 194H155ZM163 191H167V193H170L171 192V194L169 195V194H164L163 193ZM191 191V190H190ZM108 192V191H107ZM140 192H142V191H140ZM106 193V192H105ZM117 193V192H116ZM153 193H152V195H153ZM118 195H119V193H117ZM116 194V195H117ZM142 194V193H141ZM108 195V194H107ZM109 195H111V194H109ZM150 195V194H149ZM151 195V196H152ZM174 195L176 196V198L174 197ZM224 195V194H223ZM112 196V195H111ZM146 196V195H145ZM110 197V196H109ZM112 198V197H111ZM106 199V198H105ZM137 199V198H136ZM147 199V198H146ZM137 200H139V199H137ZM144 200V199H143ZM166 201V200H165ZM151 202V201H150ZM158 202V201H157ZM162 202H164V200H162ZM187 202H188V204H187ZM140 203H142V202H140ZM152 203V202H151ZM155 203V202H154ZM159 203V202H158ZM109 203H107V210H106V212H107V214H109L108 212H110L109 210V208H110V206L108 205ZM131 206V205H130ZM126 207V206H125ZM148 207H149V205H148ZM117 208H118V206H117ZM142 208V206L140 207V208H138V209H141ZM157 208H161V206L160 207H157ZM126 209V208H125ZM132 209H134V208H132ZM127 210V209H126ZM137 210V209H136ZM143 210V209H142ZM142 210H140V212L142 211ZM130 212H131V210H129ZM139 211V210H138ZM137 211V212H138ZM117 212V211H116ZM115 212V213H116ZM126 212V211H125ZM184 212V213H185ZM133 213H135V212H133ZM139 213V212H138ZM192 214V213H191ZM135 215H136V213H135ZM140 215V214H139ZM149 216V217H148ZM188 216V215H187ZM113 217V216H112ZM134 217V216H133ZM146 217H147V219H146ZM161 217V218H160ZM168 217V216H167ZM195 217V216H194ZM5 218V217H4ZM137 218H139V217H137ZM162 218V219H163ZM180 218V217H179ZM3 219V218H2ZM2 219H0V224H2L3 223V220ZM106 219H107V217H106ZM109 219V218H108ZM141 219V218H140ZM142 219V220H143ZM137 220H139V219H137ZM136 220V221H137ZM145 220H143V222L145 221ZM165 219H163V221H164ZM168 221V220H167ZM189 221V220H188ZM131 222V221H130ZM129 222V223H130ZM138 222V221H137ZM5 223H6V220H5ZM135 223V222H134ZM139 223V222H138ZM163 223V222H162ZM11 223L9 222V225H10ZM137 224V223H136ZM179 224V223H178ZM129 225V224H128ZM132 225V224H131ZM171 225V224H170ZM147 226V227H148ZM168 226V225H167ZM18 227V226H17ZM140 227V226H139ZM161 227V226H160ZM9 228V227H8ZM11 228V227H10ZM132 228V227H131ZM140 228H143V227H140ZM158 228V229H157ZM42 229H44V228H42ZM115 229V228H114ZM127 229H128V227H127ZM135 229H137V228H135ZM148 229V228H147ZM146 229V230H147ZM10 230V229H9ZM116 230H117V228H116ZM143 230V229H142ZM148 230H150V229H148ZM154 230V229H153ZM180 230V229H179ZM43 231V230H42ZM127 231V230H126ZM125 231V232H126ZM130 233H132L133 231L132 230H128ZM136 231H138V229L136 230ZM159 231H161V230H159ZM166 232H168V231H166ZM96 233V232H95ZM108 233V232H107ZM110 233V232H109ZM137 233V232H136ZM142 233V232H141ZM106 234V233H105ZM126 234H128V233H126ZM164 234V233H163ZM107 235V234H106ZM110 235V234H109ZM124 235V234H123ZM132 235V234H131ZM148 235V236H147ZM169 235V234H168ZM108 236V235H107ZM130 236V235H129ZM172 236V235H171ZM1 237V236H0ZM95 237V236H94ZM166 237H167V235H166ZM103 238V237H102ZM108 238V237H107ZM109 238H110V236H109ZM131 239H132V237H130ZM135 238H137V237H135ZM138 238H140V237H138ZM169 238V237H168ZM171 238V237H170ZM96 240H98L97 238H95ZM104 239V238H103ZM108 240V239H107ZM136 240V239H135ZM142 240V239H141ZM23 241V240H22ZM101 242V240H98V242ZM130 241V240H129ZM144 241V240H143ZM144 241V242H145ZM103 242V241H102ZM108 242V241H107ZM173 242V241H172ZM191 242V241H190ZM105 243V242H104ZM146 243V242H145ZM107 244V243H106ZM106 244H104V245H106ZM109 244V243H108ZM137 244V246L135 247L134 246V249H133V253H131L132 255L131 256H133L134 258H136L137 260L139 259V260H141L142 262L143 261H146V264L147 263H149L150 261H152V259L153 258H151V260H149L150 258L148 257L149 255L147 254L148 252H150V254L152 255H155V257H156V255H157V257H158V255H159V253H164V255L165 256H169V254L171 255V253L168 251V250H164V249H162L161 248V246H160V248L162 249V251H160L158 254L156 253V251H154L152 248H153V246L152 245H154V243L153 244H150V242H148V244H146V247H144V243H142L140 240H139V242L138 243H136ZM176 245V244H175ZM107 246V245H106ZM105 246V247H106ZM109 246V245H108ZM156 247V248H157ZM163 247V246H162ZM173 247V246H172ZM175 247V246H174ZM176 247H177V245H176ZM87 248V247H86ZM107 248V247H106ZM109 248V247H108ZM128 248V247H127ZM146 248H148V251L146 252ZM151 248V249H150ZM155 248V247H154ZM168 248V247H167ZM213 248V247H212ZM215 248V247H214ZM255 248V247H254ZM254 248H252V249H254ZM168 249H171V248H168ZM217 248H215V250H216ZM237 249H239V248H237ZM7 249H6V247H5V245L3 244V242H1L0 241V264H7V263H11V262H9V260H7V254H6V251ZM106 250V249H105ZM156 250V249H155ZM160 250V249H159ZM175 250V249H174ZM173 250V251H174ZM190 250V249H189ZM199 250V249H198ZM127 251V250H126ZM129 251V250H128ZM182 251V250H181ZM236 251V250H235ZM109 252H111L110 250H109ZM146 252V253H145ZM172 252V251H171ZM177 252H178V250H176V254H177ZM193 252V251H192ZM224 252V251H223ZM111 253H113V252H111ZM125 253V252H124ZM208 253V252H207ZM214 253H216V251H214ZM213 253V254H214ZM217 253H218V256L220 257V255L222 254H220V251L218 250L217 251ZM234 253V252H233ZM173 254V256L175 255V252L174 253H172ZM180 255H181V253H179ZM119 255V254H118ZM122 255V254H121ZM147 255V256H146ZM215 255V257L217 256V254H214ZM111 256H113V255H111ZM123 256V255H122ZM125 256V255H124ZM123 256V257H124ZM182 257H183V255H181ZM180 256V257H181ZM115 257V256H114ZM126 257V256H125ZM124 257V258H125ZM156 257V258H157ZM178 257H179V255H178ZM180 257H179V259H180ZM181 257V258H182ZM130 258V257H129ZM132 258V257H131ZM134 258H132V259H134ZM175 258H177V255H176V257ZM174 258V259H175ZM221 258H222V256H221ZM227 259L225 256L223 257V259ZM135 259V260H136ZM218 259H220V258H218ZM222 259V261H224ZM112 260V259H111ZM136 260V261H137ZM138 260V261H139ZM157 260H160V263H164L163 261H165L166 260V258L165 257H159ZM192 260V259H191ZM107 261V260H106ZM116 261V260H115ZM123 261V260H122ZM156 261V260H155ZM180 260H178V262H179ZM184 261V260H183ZM216 261V260H215ZM227 261V260H226ZM113 262V261H112ZM121 262V261H120ZM135 262V261H134ZM133 262V263H134ZM166 262V261H165ZM177 262V261H176ZM181 263L180 264H183L182 263V261H180ZM197 262V261H196ZM221 262V261H220ZM219 261H218V263L217 262H215V263H217V264H221ZM107 263H108V261H107ZM118 263H119V261H118ZM127 263H128V261H127ZM169 263V262H168ZM171 263H172V260H171ZM191 263V262H190ZM209 263H211V262H209ZM109 264V263H108ZM112 264V263H111ZM116 264V263H115ZM135 264V263H134ZM139 264H140V262H139ZM158 264V263H157ZM173 264H175V263H173ZM177 264V263H176ZM185 264V263H184ZM186 264H187V262H186ZM189 264V263H188ZM200 264V263H199ZM203 264V263H202ZM205 264V263H204Z\"/></svg>",
	"mask_w": 264,
	"mask_h": 264
}]
</instances>
